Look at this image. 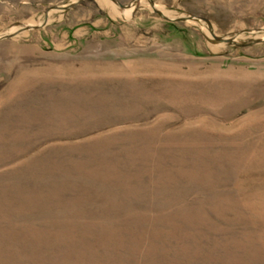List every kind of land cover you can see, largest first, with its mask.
<instances>
[{
    "label": "rangeland",
    "instance_id": "1",
    "mask_svg": "<svg viewBox=\"0 0 264 264\" xmlns=\"http://www.w3.org/2000/svg\"><path fill=\"white\" fill-rule=\"evenodd\" d=\"M0 264H264V0H0Z\"/></svg>",
    "mask_w": 264,
    "mask_h": 264
},
{
    "label": "water",
    "instance_id": "2",
    "mask_svg": "<svg viewBox=\"0 0 264 264\" xmlns=\"http://www.w3.org/2000/svg\"><path fill=\"white\" fill-rule=\"evenodd\" d=\"M74 1H77V0H74ZM126 7H129V6H126ZM217 40H223L225 42H233L234 41L232 38H219V37L217 38Z\"/></svg>",
    "mask_w": 264,
    "mask_h": 264
}]
</instances>
